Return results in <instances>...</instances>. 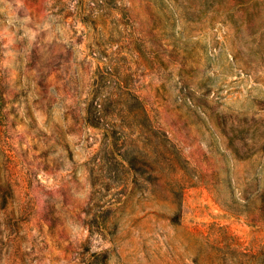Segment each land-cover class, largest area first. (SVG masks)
<instances>
[{
    "label": "rangeland",
    "instance_id": "obj_1",
    "mask_svg": "<svg viewBox=\"0 0 264 264\" xmlns=\"http://www.w3.org/2000/svg\"><path fill=\"white\" fill-rule=\"evenodd\" d=\"M0 264H264V0H0Z\"/></svg>",
    "mask_w": 264,
    "mask_h": 264
}]
</instances>
